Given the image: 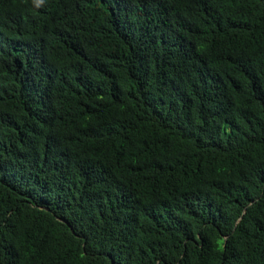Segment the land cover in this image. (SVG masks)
Here are the masks:
<instances>
[{
    "label": "trees",
    "instance_id": "1",
    "mask_svg": "<svg viewBox=\"0 0 264 264\" xmlns=\"http://www.w3.org/2000/svg\"><path fill=\"white\" fill-rule=\"evenodd\" d=\"M0 264H264V0H0Z\"/></svg>",
    "mask_w": 264,
    "mask_h": 264
}]
</instances>
